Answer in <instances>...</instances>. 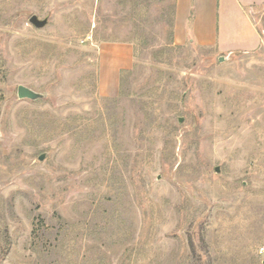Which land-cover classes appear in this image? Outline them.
Masks as SVG:
<instances>
[{
	"label": "rangeland",
	"instance_id": "rangeland-1",
	"mask_svg": "<svg viewBox=\"0 0 264 264\" xmlns=\"http://www.w3.org/2000/svg\"><path fill=\"white\" fill-rule=\"evenodd\" d=\"M173 12L0 0V264L264 263V5L229 54Z\"/></svg>",
	"mask_w": 264,
	"mask_h": 264
},
{
	"label": "crops",
	"instance_id": "crops-1",
	"mask_svg": "<svg viewBox=\"0 0 264 264\" xmlns=\"http://www.w3.org/2000/svg\"><path fill=\"white\" fill-rule=\"evenodd\" d=\"M262 5L264 0H174L175 39L182 42L188 36L218 53L252 51L259 45L252 16ZM125 50L121 46L118 55L124 58Z\"/></svg>",
	"mask_w": 264,
	"mask_h": 264
},
{
	"label": "water",
	"instance_id": "water-1",
	"mask_svg": "<svg viewBox=\"0 0 264 264\" xmlns=\"http://www.w3.org/2000/svg\"><path fill=\"white\" fill-rule=\"evenodd\" d=\"M29 23L32 24L36 28H42V27H44L46 25L47 20L46 19L39 20L36 16H31L29 18ZM18 96L21 97V98L28 97L29 93L27 92L26 89L20 87L18 89ZM40 160H42V158H40Z\"/></svg>",
	"mask_w": 264,
	"mask_h": 264
},
{
	"label": "built area",
	"instance_id": "built-area-1",
	"mask_svg": "<svg viewBox=\"0 0 264 264\" xmlns=\"http://www.w3.org/2000/svg\"><path fill=\"white\" fill-rule=\"evenodd\" d=\"M260 253H261V254H264V249H263V248L260 249Z\"/></svg>",
	"mask_w": 264,
	"mask_h": 264
}]
</instances>
